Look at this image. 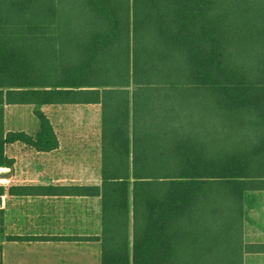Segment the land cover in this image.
<instances>
[{
    "label": "trees",
    "instance_id": "16d2710c",
    "mask_svg": "<svg viewBox=\"0 0 264 264\" xmlns=\"http://www.w3.org/2000/svg\"><path fill=\"white\" fill-rule=\"evenodd\" d=\"M3 105L39 127L0 134L9 168L7 145L58 148L44 107H99L101 181L73 191L99 198L101 264L264 253L244 241L264 191V0H0Z\"/></svg>",
    "mask_w": 264,
    "mask_h": 264
},
{
    "label": "crops",
    "instance_id": "0c3cea01",
    "mask_svg": "<svg viewBox=\"0 0 264 264\" xmlns=\"http://www.w3.org/2000/svg\"><path fill=\"white\" fill-rule=\"evenodd\" d=\"M61 146L49 152L35 151L46 160L33 171H16L9 167L6 177L13 193L0 198L2 210V230L7 242L18 243L40 249L34 251L41 256L40 264H86L85 257L73 246L93 242L87 237L98 236L101 229L100 201L97 197L77 195L74 187L100 184V149L97 154L98 170L93 179L86 161L78 164L57 163L56 155ZM74 164L78 168H74ZM40 165V163H39ZM72 171V172H70ZM97 183H91V181ZM27 187L26 193L16 189ZM16 191V192H15ZM19 193V194H18ZM35 237L36 239L14 240L8 237ZM39 237H42L39 239ZM244 241L247 244H264V191L254 193L249 198L245 214ZM97 242V241H94ZM59 255L61 258H59ZM243 264H264V253H247Z\"/></svg>",
    "mask_w": 264,
    "mask_h": 264
},
{
    "label": "rangeland",
    "instance_id": "374dc122",
    "mask_svg": "<svg viewBox=\"0 0 264 264\" xmlns=\"http://www.w3.org/2000/svg\"><path fill=\"white\" fill-rule=\"evenodd\" d=\"M43 111L53 124L61 146L56 155L57 163L67 162L70 164L69 170H72V163L78 164L80 159L84 160L90 169L89 172L92 173V178L96 180L97 154L100 149L101 115L99 107L49 106L44 107ZM38 129V122L31 106H0V134L8 131H25L29 134H35ZM6 153L13 159V168L18 172L34 171L37 165L40 168L42 163L46 162V160H40L42 157L36 155L35 150L21 144L7 145ZM75 164L74 168L79 169L78 165ZM7 172L10 171L0 167V174ZM7 180V178H0V184L3 186L9 184ZM91 183H97V181L92 180ZM1 220L2 215H0V264L44 263L41 254L39 255L41 251L37 254L34 252L35 250L38 251L37 249L40 247L35 245L32 249L23 244L7 242L5 235H3ZM73 249L79 250V253L84 255V263L101 264V245L99 242L84 243L73 246ZM59 258H61L60 255Z\"/></svg>",
    "mask_w": 264,
    "mask_h": 264
},
{
    "label": "water",
    "instance_id": "95a60500",
    "mask_svg": "<svg viewBox=\"0 0 264 264\" xmlns=\"http://www.w3.org/2000/svg\"><path fill=\"white\" fill-rule=\"evenodd\" d=\"M8 178L10 177V174L9 173H4V174H0V178Z\"/></svg>",
    "mask_w": 264,
    "mask_h": 264
},
{
    "label": "bare ground",
    "instance_id": "6f19581e",
    "mask_svg": "<svg viewBox=\"0 0 264 264\" xmlns=\"http://www.w3.org/2000/svg\"><path fill=\"white\" fill-rule=\"evenodd\" d=\"M5 180V179H4Z\"/></svg>",
    "mask_w": 264,
    "mask_h": 264
}]
</instances>
